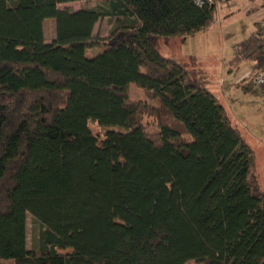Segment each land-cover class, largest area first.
<instances>
[{
  "label": "trees",
  "instance_id": "1",
  "mask_svg": "<svg viewBox=\"0 0 264 264\" xmlns=\"http://www.w3.org/2000/svg\"><path fill=\"white\" fill-rule=\"evenodd\" d=\"M228 1L0 0V264H264L255 154L198 58L158 50L207 31ZM103 19L107 41L94 38ZM255 28L231 66L264 71ZM132 85L158 102L157 131Z\"/></svg>",
  "mask_w": 264,
  "mask_h": 264
},
{
  "label": "rangeland",
  "instance_id": "2",
  "mask_svg": "<svg viewBox=\"0 0 264 264\" xmlns=\"http://www.w3.org/2000/svg\"><path fill=\"white\" fill-rule=\"evenodd\" d=\"M99 3H91L95 6ZM80 4L61 6L60 9L77 11ZM264 21V3L262 0H229L219 4L211 27L204 32L184 39L162 38L158 50L162 55L186 60L189 55L197 56L201 68L210 80V90L217 96L233 124L238 127L243 139L255 154L256 174L264 190V89L254 84L251 79L252 64L242 63L231 66L233 48L255 32V25ZM263 24V23H261ZM264 25V24H263ZM115 27V20L103 19L94 29V38L107 41ZM45 39L51 43L55 39V21L44 24ZM103 52L101 48L89 49L87 57L93 58ZM129 99L139 104L145 112L141 121L147 130L157 131L158 123L150 109H157V101L150 99L142 90L132 85ZM147 106V107H146ZM94 135L102 139L107 132L90 123ZM41 225L31 216L27 219L28 249L37 252ZM12 264V263H6ZM197 264V263H190Z\"/></svg>",
  "mask_w": 264,
  "mask_h": 264
},
{
  "label": "built area",
  "instance_id": "3",
  "mask_svg": "<svg viewBox=\"0 0 264 264\" xmlns=\"http://www.w3.org/2000/svg\"><path fill=\"white\" fill-rule=\"evenodd\" d=\"M196 3L198 6H202L205 3H212V0H196ZM251 79L253 80L256 86L258 87L264 86V71L253 72L251 74Z\"/></svg>",
  "mask_w": 264,
  "mask_h": 264
},
{
  "label": "crops",
  "instance_id": "4",
  "mask_svg": "<svg viewBox=\"0 0 264 264\" xmlns=\"http://www.w3.org/2000/svg\"><path fill=\"white\" fill-rule=\"evenodd\" d=\"M253 1L256 2L257 0H253ZM263 3H264V1H263ZM258 23H263L264 24V21L263 22H258ZM189 56H194V55H189ZM189 56H185V57H189ZM195 57H197V56H195Z\"/></svg>",
  "mask_w": 264,
  "mask_h": 264
}]
</instances>
